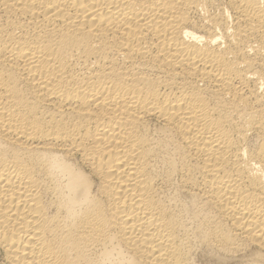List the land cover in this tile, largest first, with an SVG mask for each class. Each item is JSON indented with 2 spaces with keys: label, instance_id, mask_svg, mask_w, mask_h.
I'll list each match as a JSON object with an SVG mask.
<instances>
[{
  "label": "bare ground",
  "instance_id": "1",
  "mask_svg": "<svg viewBox=\"0 0 264 264\" xmlns=\"http://www.w3.org/2000/svg\"><path fill=\"white\" fill-rule=\"evenodd\" d=\"M2 264H264V0H0Z\"/></svg>",
  "mask_w": 264,
  "mask_h": 264
},
{
  "label": "rangeland",
  "instance_id": "2",
  "mask_svg": "<svg viewBox=\"0 0 264 264\" xmlns=\"http://www.w3.org/2000/svg\"><path fill=\"white\" fill-rule=\"evenodd\" d=\"M0 255H1V253H0ZM3 262H2V257L0 256V264H2Z\"/></svg>",
  "mask_w": 264,
  "mask_h": 264
}]
</instances>
